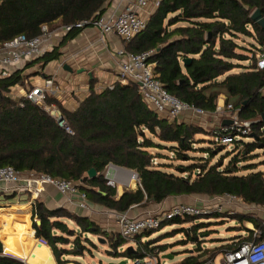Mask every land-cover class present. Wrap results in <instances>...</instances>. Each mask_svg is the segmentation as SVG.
Listing matches in <instances>:
<instances>
[{
	"label": "trees",
	"instance_id": "obj_1",
	"mask_svg": "<svg viewBox=\"0 0 264 264\" xmlns=\"http://www.w3.org/2000/svg\"><path fill=\"white\" fill-rule=\"evenodd\" d=\"M110 1L3 0L0 45L20 35L37 37L43 33V26H52L55 22L68 26L95 20L105 14ZM256 9L264 16V0H160L147 27L129 44V50L134 53L153 51L148 63L175 97L213 113L217 111L220 96L224 95L232 114L252 122L251 141H245L247 136L235 139V152L230 153L232 158L228 164L224 165L223 157L210 163L220 152L217 149L227 148L215 138L212 142L217 148H201L207 158L191 156L196 151V136L209 133L214 137V130L159 115L144 101L138 84L132 81H117L113 88L100 92L91 87L90 94L73 112L49 98V102H56L62 109L74 134L59 126L54 117L27 97L14 98L11 90L25 84L27 69L42 68L59 59L61 48L85 29L73 28L58 46L27 62L24 68L0 78V166L72 180L79 183L87 199L118 212H125L133 205L161 203L168 197L183 195H230L264 207V171L248 163L256 151H264V71L256 68L257 54L264 52V29L252 20ZM168 27L173 28L168 30ZM173 37L178 39L171 41ZM246 39L254 42H248L249 46L239 43H245ZM240 51L253 53L252 65H242L250 57ZM185 58L191 60L184 64ZM163 148L172 151L178 160L192 163L177 166L178 174L164 170V164L155 166L156 156L150 149ZM261 163L264 165V160ZM110 164L133 170L139 176L137 188L126 189L119 199H116V186L107 184L104 177ZM91 169L97 171L94 178L88 176ZM236 217L260 228L264 238L261 221ZM184 218H173L162 225L182 224ZM65 220L72 221L74 228ZM33 228L36 237L51 247L58 264L69 263L68 257H82L90 251L86 244L94 243L86 235H108L88 217L63 208L51 210L40 202L34 211ZM151 233L136 236L137 248L131 254L127 248L119 251L130 241L121 235L110 237L109 252L126 258H143L142 249L155 251L157 255L164 252V246L142 241ZM192 239L198 240L197 236ZM249 239L251 236H244L222 251ZM5 244L8 252L31 264H55L45 245L40 244L41 254L37 252L33 257L31 253L15 249L12 242ZM200 251L198 256H189L178 264H203L206 260H200L203 256ZM0 264L27 263L4 254L0 240Z\"/></svg>",
	"mask_w": 264,
	"mask_h": 264
},
{
	"label": "crops",
	"instance_id": "obj_2",
	"mask_svg": "<svg viewBox=\"0 0 264 264\" xmlns=\"http://www.w3.org/2000/svg\"><path fill=\"white\" fill-rule=\"evenodd\" d=\"M133 1L111 0L104 15H119ZM159 1L151 0L145 8L138 11L139 15L148 21L156 11ZM167 22L168 19L166 20ZM47 28L50 34L48 49L51 50L62 42L65 32L63 26L59 25V22H55L52 26H47ZM172 28L168 27V30ZM175 39H178V37H173L171 41ZM129 44L130 42H125L116 34H103L95 27H87L61 48L59 59L51 61L42 68L33 66L27 69L24 72L26 76L25 84L13 87L11 95L16 99L27 97L33 88L44 86L46 79L53 78L61 90L50 98L56 99L63 108L73 112L79 107L80 102L90 94L91 87L100 92L104 88L120 81L119 70L123 58L118 52L122 49L130 51ZM26 64L27 62H24L17 66H12L9 71L13 72L22 69ZM233 115L226 104V97L221 95L217 111L213 113L208 112L206 116L208 119L204 116L185 113L176 120L186 124L202 126L203 128L202 123H206L213 130L219 125L224 124L225 121L231 120ZM110 165L107 166L104 172L107 184L106 173ZM113 166L118 167L116 165ZM118 168L124 169L126 173L124 176H115L116 199H119L126 189L135 190L138 186V183L134 184V182H131V186L126 187L124 181H127L130 174L127 172L130 169L125 167ZM111 171L114 172L116 170L112 168ZM192 196H171L161 203L150 202L147 205H133L125 212H118L102 204L94 203L89 199H87L89 208H82L76 196L71 200L51 184H45L43 192L39 196H36L29 191L20 190L17 185L0 182V240L4 248L6 246L5 242H12L15 249L31 253L33 257L38 252L40 244L45 245L49 248L55 264H58L47 242L44 241L46 243L44 244L40 241L42 239L36 237V231L33 228V215L37 202L43 203L51 210L63 208L73 214L88 217L99 225L108 234L107 237L110 238L120 236L119 225L116 219L118 213H127L131 217H144L148 214L167 211L181 203H189L192 201ZM143 239L142 241L145 242ZM130 243L136 249L137 245H135V242ZM41 252L42 250L38 253L41 254ZM26 263L31 264L27 260Z\"/></svg>",
	"mask_w": 264,
	"mask_h": 264
},
{
	"label": "built area",
	"instance_id": "obj_3",
	"mask_svg": "<svg viewBox=\"0 0 264 264\" xmlns=\"http://www.w3.org/2000/svg\"><path fill=\"white\" fill-rule=\"evenodd\" d=\"M149 2L151 0H134L119 15L106 16L103 14L92 21L85 20L74 25L63 26V30L66 34L73 28L95 27L103 34H116L125 42H130L147 27L148 21L141 17L138 11L145 8ZM42 31L43 33L37 37L28 38L25 35H20L0 45V78L6 77L11 73L9 71L10 67L41 57L49 50L48 41L50 34L47 25L42 27ZM152 53L153 51L134 53L124 49L120 50L118 54L123 59L120 64L119 80L123 83L130 81L137 83L144 101L156 113L169 120H176L185 113L206 116L208 112L204 109L184 102L167 91L156 76L153 65L148 63V58ZM256 68L264 71V52L257 54ZM113 86L114 84L108 87L113 88ZM60 90V86L54 79L48 78L45 80L44 86L33 88L28 93L27 98L54 117L59 126L70 134H74L62 109L56 102L48 101L51 96L56 95ZM231 120L230 124H221L213 129L216 142L229 145L235 139L251 136V121L240 120L237 114H234ZM109 167L106 173L108 184L115 187V176H118L117 170H125L113 165ZM112 168L116 171L112 172ZM132 174L139 183L138 174ZM0 182L17 185L20 190L29 191L36 196L43 192L45 184H51L71 200L76 196L82 208H89L86 194L80 190L79 183L72 180L53 178L49 175L34 172L22 173L12 166H0ZM124 185L129 186L126 181H124ZM231 197L237 198L235 196ZM201 213L202 209L198 206L181 203L167 211L149 214L144 217H131L127 213H118L116 219L120 235L130 242H135L136 236L160 228L166 221L177 217L198 216ZM248 236H251V239L237 244L232 249L223 251L220 262L217 263L214 258L207 260L203 264H264V238L262 237L261 229L253 227ZM142 253L144 257L135 258L134 264H161L158 258L160 253L157 255L155 251L151 252L146 249H142Z\"/></svg>",
	"mask_w": 264,
	"mask_h": 264
},
{
	"label": "rangeland",
	"instance_id": "obj_4",
	"mask_svg": "<svg viewBox=\"0 0 264 264\" xmlns=\"http://www.w3.org/2000/svg\"><path fill=\"white\" fill-rule=\"evenodd\" d=\"M248 42L254 41L252 39H246L245 43L239 41V43L243 46H249ZM240 52L250 57L248 61L241 62L242 65L246 67L252 65L253 59L251 57L253 56V53L247 51ZM228 108H230V106H228ZM206 119L208 118L206 117ZM202 124L206 130L212 131V127L210 125H207L206 123ZM195 140L196 143L194 148H196V151L191 152L190 155L207 158L208 155L201 148L213 147V135L209 133L200 134L196 136ZM245 141H251V137L245 138ZM218 150L220 152L217 153L214 158L210 159V163L214 164L223 157V163L226 165L231 160L232 155L230 156V153L232 154L235 152V147L233 146V142H231L229 145H227V148H219L217 151ZM150 151L154 156H156L154 159V165L160 166L164 164L163 169L168 172H174L175 174H178L176 172L177 166L189 165L192 163L178 160L176 155L169 149H150ZM255 154L256 156L253 157V159L248 163L254 164L253 166H255L257 170L264 171V165L261 163L264 160V151L259 150L256 151ZM186 175L187 174H184V176ZM137 181L135 183H138ZM188 204L198 206L202 209V213L195 217H185L183 219L184 223L182 224L177 223L171 225L167 223L161 225L160 228L153 230L151 235L144 236L143 240L145 242L153 241L156 246H164V248H166L165 251L161 252L158 256L161 264H178V262H180L182 259H185L189 256H198L199 249L203 254L200 260L207 261L215 258V261L218 263L222 259L221 253L223 252L222 250L225 248V246L235 244V242H237L240 238L248 236V230H251L253 227H255L251 222L247 220L240 221V219H238L236 216L252 217L261 221L262 223L264 222V207L247 203L241 198H234L228 195H193L192 201H190ZM65 221L68 222L71 228H74L75 225L72 221ZM86 236L92 240L94 245L86 244L88 248H90V251H86L82 257H68L70 260L69 263L109 264L110 262H119L126 258L116 257L113 255V253L111 254L109 252V250H111V246L107 236H95L91 234ZM195 236H197L198 240L192 239V237ZM99 237L104 238L106 240L105 243L99 242ZM82 240H84L83 237ZM127 246L133 245H131L129 242V244L120 248L119 251L124 252ZM165 254H172L174 258H164L163 256ZM134 259L135 258L127 257L126 264H134Z\"/></svg>",
	"mask_w": 264,
	"mask_h": 264
},
{
	"label": "water",
	"instance_id": "obj_5",
	"mask_svg": "<svg viewBox=\"0 0 264 264\" xmlns=\"http://www.w3.org/2000/svg\"><path fill=\"white\" fill-rule=\"evenodd\" d=\"M2 2H3V0H0V3H2ZM251 17H252V20H253L255 23L259 24V25L264 29V16H263V14H262V12H261L260 9H256V10L252 13ZM190 60H191L190 58H185V59H183V63H184V64H187ZM263 120H264V114H263ZM231 121H232V120L225 121V122H224V125H228V124H230ZM118 167H119V166H118ZM129 171L132 172V173H136V172L133 171V170H129ZM88 176H89L90 178H94V177H96V176H97V171H96L95 169H91V170H89V172H88ZM38 223L40 224V221H38ZM98 241L101 242V243H105L106 240H105L104 238H102V237H99V238H98ZM127 251H128V253L131 254V253L135 252L136 250H135V248H134L133 246H129V247L127 248ZM4 254L9 255V256H12V257H14V258H17V259H20V260L26 262L25 259H23V258H21V257H19V256H15V255L11 254L10 252H8V251L6 250V248H4ZM163 257H164V258H168V259H173V258H174V256H173L172 254H165ZM126 263H127V258H124V259H122V260L119 261V262H110L109 264H126Z\"/></svg>",
	"mask_w": 264,
	"mask_h": 264
},
{
	"label": "bare ground",
	"instance_id": "obj_6",
	"mask_svg": "<svg viewBox=\"0 0 264 264\" xmlns=\"http://www.w3.org/2000/svg\"><path fill=\"white\" fill-rule=\"evenodd\" d=\"M125 173H126V172H124V171H122V170H117V174H118L119 176H124ZM127 173H129V172H127ZM123 178H124V177H123ZM130 178H131V181H130ZM131 182H134V184H135V182H136V178L134 177V175H133L132 173L129 174L126 183H127L129 186H131V184H130ZM40 241H41L42 243L46 244L44 241H42V240H40Z\"/></svg>",
	"mask_w": 264,
	"mask_h": 264
}]
</instances>
